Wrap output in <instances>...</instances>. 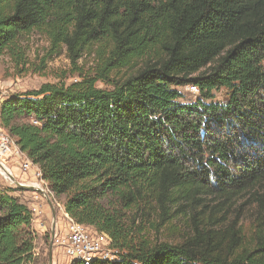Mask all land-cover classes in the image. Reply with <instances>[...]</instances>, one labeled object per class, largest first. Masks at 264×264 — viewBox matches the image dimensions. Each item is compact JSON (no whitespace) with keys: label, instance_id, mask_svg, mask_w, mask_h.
<instances>
[{"label":"trees","instance_id":"1","mask_svg":"<svg viewBox=\"0 0 264 264\" xmlns=\"http://www.w3.org/2000/svg\"><path fill=\"white\" fill-rule=\"evenodd\" d=\"M33 31L66 48L77 78L4 98L0 124L117 254L70 264H264V0H0V55L25 66ZM21 190L0 176V264L36 260ZM242 193L255 204L248 238L199 220L178 243L147 237L154 206L177 218Z\"/></svg>","mask_w":264,"mask_h":264},{"label":"rangeland","instance_id":"2","mask_svg":"<svg viewBox=\"0 0 264 264\" xmlns=\"http://www.w3.org/2000/svg\"><path fill=\"white\" fill-rule=\"evenodd\" d=\"M22 43L25 45L27 59L25 66L21 64L15 66L9 56L0 55V89L4 98L37 89L46 82L55 83L62 80L69 83L77 78L64 46H60L56 51L52 50L47 36L36 31L28 34ZM93 56V54H83L76 65L87 71L94 64ZM180 90L183 94L182 100L185 102L193 101L197 96V90H193L191 86L181 87ZM222 95V90L215 93L217 99H221ZM6 165L14 179L24 186L21 187L23 190L15 192L14 195L32 211V228L36 232L34 244L37 254L33 264H48L49 249L52 264L53 262L68 264V259H65L61 251L52 246V228H50L51 220L54 218L53 222H55L56 216L59 226H66L62 213L64 197H55L45 192V185L42 182L38 184L33 167L23 171L15 160L6 162ZM0 176L4 183L16 186L8 178H4L1 174ZM204 204L206 205L203 206ZM184 209L186 214L177 218L173 216L175 207L171 208L170 214L164 216V219L156 206L149 212H145L147 237L157 243H178L191 232L194 222L198 220L203 223L210 222L213 229L234 222L235 228H240L246 238L250 236L255 204L247 193H242L230 200H224L218 196H203L202 201L193 209L187 207ZM134 215L135 221L140 222V214ZM42 224L46 225V230L39 234L36 229L39 231ZM197 226L201 229L208 227L201 223Z\"/></svg>","mask_w":264,"mask_h":264},{"label":"built area","instance_id":"3","mask_svg":"<svg viewBox=\"0 0 264 264\" xmlns=\"http://www.w3.org/2000/svg\"><path fill=\"white\" fill-rule=\"evenodd\" d=\"M191 88L196 90L194 86H191ZM3 99L4 97L0 89V104ZM33 122L36 123V121ZM10 160L18 162L23 171H28L33 167L38 184L42 182L45 185V192L53 195L47 183L42 178L38 167L20 150L16 139L0 124V168L1 166L5 168L6 162ZM0 174L4 178H8L1 170ZM62 213L66 221V226L60 227L57 222H54L51 244L61 251L65 259H68V264L74 261L87 263L94 258L107 260L117 259L116 250L110 247V239L106 234L89 230L85 225L76 222L64 210H62Z\"/></svg>","mask_w":264,"mask_h":264},{"label":"water","instance_id":"4","mask_svg":"<svg viewBox=\"0 0 264 264\" xmlns=\"http://www.w3.org/2000/svg\"><path fill=\"white\" fill-rule=\"evenodd\" d=\"M6 176H7L8 179H9L12 183H14L16 186H19V187H22V186H23L22 184H20L19 182H17V181L14 179V177H13L10 173H8ZM23 187H24V186H23ZM48 264H52V259H51L50 249H49Z\"/></svg>","mask_w":264,"mask_h":264},{"label":"crops","instance_id":"5","mask_svg":"<svg viewBox=\"0 0 264 264\" xmlns=\"http://www.w3.org/2000/svg\"><path fill=\"white\" fill-rule=\"evenodd\" d=\"M53 217H54V215H53ZM53 221H54V218H53V220H51L50 228H53V223H54ZM55 222H57V216H56ZM57 223H58V222H57ZM44 230H46V225H44V224L41 225V228H40L39 231L36 229V231H37L39 234H41L42 232H44ZM53 264H54V262H53Z\"/></svg>","mask_w":264,"mask_h":264},{"label":"bare ground","instance_id":"6","mask_svg":"<svg viewBox=\"0 0 264 264\" xmlns=\"http://www.w3.org/2000/svg\"><path fill=\"white\" fill-rule=\"evenodd\" d=\"M0 170L5 174L7 175L8 173H10V170L9 168H7V165L5 164V168L1 166Z\"/></svg>","mask_w":264,"mask_h":264}]
</instances>
